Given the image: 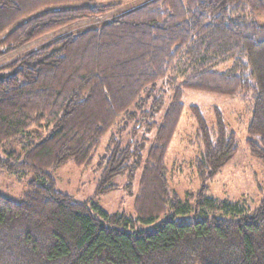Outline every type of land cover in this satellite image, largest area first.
Masks as SVG:
<instances>
[{
    "label": "trees",
    "instance_id": "trees-1",
    "mask_svg": "<svg viewBox=\"0 0 264 264\" xmlns=\"http://www.w3.org/2000/svg\"><path fill=\"white\" fill-rule=\"evenodd\" d=\"M120 6L0 0L6 54L65 26L112 15L0 68V169L36 174L21 202L0 194V264H264V198L247 211L242 202L208 194L206 183L239 149L218 106L211 124L198 105L190 107L200 191L182 199L167 178L186 90L241 97L250 114L249 154L264 165V23L257 20L264 0H150L112 13ZM134 118L132 138L123 144L113 136L100 158L96 194L117 189L113 178L133 173L146 151L137 218L56 190L51 171L69 161L88 166L107 133L118 125L121 134ZM169 211L153 229H136ZM191 212L196 218H177Z\"/></svg>",
    "mask_w": 264,
    "mask_h": 264
},
{
    "label": "rangeland",
    "instance_id": "rangeland-1",
    "mask_svg": "<svg viewBox=\"0 0 264 264\" xmlns=\"http://www.w3.org/2000/svg\"><path fill=\"white\" fill-rule=\"evenodd\" d=\"M148 1L150 0H101V4H121L112 13H123ZM111 16L109 14L98 21L86 20L65 26L31 41L11 53H4L6 48L0 45V68L57 38L80 32L89 26L98 27L108 21ZM257 20L260 23H264V15H258ZM183 103L185 110L167 155V178L170 189L177 192L182 199H185L189 194L196 195L200 191L202 182L198 177L195 166V160L199 154V146L196 143V124L191 117L190 107L198 105L209 124H211L213 107L218 106L223 111L225 120L230 128L237 134L239 149L234 158L220 173L206 183L209 187L208 194L221 200L228 199L232 202H242L247 211L257 209L264 198V165L249 154L246 140L249 137L247 126L250 121V114L247 112L241 97L229 98L186 90L183 95ZM168 104L169 99L167 98L166 105L157 113L156 120L162 116ZM131 110L135 109L132 108ZM127 123H129L128 128L121 134L119 133L118 125H115L107 133L96 150L93 161L88 166L80 167L74 161H69L64 166L51 171L56 181V190L71 196L76 202L82 203L91 200L111 214L125 213L128 216L137 218L135 203L139 192L143 172L142 163L145 160L146 151H144L141 158L142 163L133 173L127 171L113 178L112 184L116 185L117 189L107 194H96L101 175V170L99 169L100 158L109 150L110 139L113 136L120 138L123 144H126L132 138L136 118L128 120ZM143 133L144 128L135 134V139L140 140ZM154 134L155 130L151 131L150 137L153 138ZM35 178L36 174L33 171L21 172L20 175H11L0 169V194L15 202H21L30 189L29 182ZM171 213L170 211L167 212L151 224L138 222L136 229H153L160 222L169 218ZM215 216L230 219L235 217L234 215H224L221 212L216 213ZM177 218L192 220L196 218V214L191 212L188 215L178 216Z\"/></svg>",
    "mask_w": 264,
    "mask_h": 264
}]
</instances>
